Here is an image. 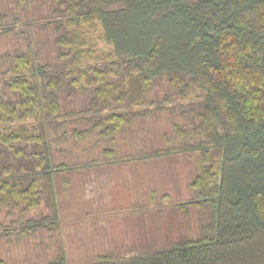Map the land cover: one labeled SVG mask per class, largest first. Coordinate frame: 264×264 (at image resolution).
<instances>
[{
	"label": "trees",
	"instance_id": "16d2710c",
	"mask_svg": "<svg viewBox=\"0 0 264 264\" xmlns=\"http://www.w3.org/2000/svg\"><path fill=\"white\" fill-rule=\"evenodd\" d=\"M145 128L157 149L120 155ZM175 153L186 232L75 264H264V0H0V264H74L62 184Z\"/></svg>",
	"mask_w": 264,
	"mask_h": 264
},
{
	"label": "rangeland",
	"instance_id": "374dc122",
	"mask_svg": "<svg viewBox=\"0 0 264 264\" xmlns=\"http://www.w3.org/2000/svg\"><path fill=\"white\" fill-rule=\"evenodd\" d=\"M162 116L164 120H169L168 114ZM157 122L155 118L150 126L153 128ZM145 129L140 132L131 129L129 133L127 129L123 133L120 137V155L139 156L157 149L154 136ZM112 145L116 148L119 143ZM112 168H115L114 173L107 177L103 175L99 188L88 192V196L91 194L96 198L94 204L90 196L85 197L86 191L80 188L84 180L81 175H76V192H66L65 184L61 182L64 185L59 194L64 213L63 240L67 256L74 264L80 263L77 262L80 259H93L97 254L107 251H113L115 256H130L167 249L181 233L180 224L183 225V232H186L185 221L188 217L180 214L176 218L174 211L177 204L192 197L188 181L194 175L196 165L187 153L139 158ZM112 182L113 188L109 190ZM65 197L69 204L64 200ZM70 203L83 208L73 209ZM176 221H179V227L174 229L172 224ZM0 246L2 252L4 246L8 245ZM19 249H8L3 254L11 263H15L13 259H20L22 253Z\"/></svg>",
	"mask_w": 264,
	"mask_h": 264
},
{
	"label": "crops",
	"instance_id": "0c3cea01",
	"mask_svg": "<svg viewBox=\"0 0 264 264\" xmlns=\"http://www.w3.org/2000/svg\"><path fill=\"white\" fill-rule=\"evenodd\" d=\"M113 173H114V169L107 168L106 170H102V171L101 170H95L94 169L88 175L87 174H82V173H79L78 174V175H81V177L84 179L83 181H81L80 188L83 189V191H86V196L85 197L88 198L90 196L89 198H90V200H91V202L93 204H94L96 198L94 199V196L91 195V194L88 196V192H90V191H93L94 192L95 189H98L99 188V183L103 179V175L107 177V175L111 176ZM73 177H74L73 184H70V185H67V186L65 185V190H66V188H68L69 191L74 190L76 192L78 182H75L76 181V176H73ZM113 184H114L113 182L110 184L109 190H111V188H113L111 186ZM108 193L106 194V196H108ZM113 194H115V193H113ZM109 197H110V193H109ZM64 200H66V202L69 204V202L67 201L66 197L64 198ZM76 203H77V205H80L78 202H76ZM73 204H74V206H73ZM73 204L70 203V205H69L73 209L76 208V207L83 208L82 206H76L75 203H73Z\"/></svg>",
	"mask_w": 264,
	"mask_h": 264
}]
</instances>
